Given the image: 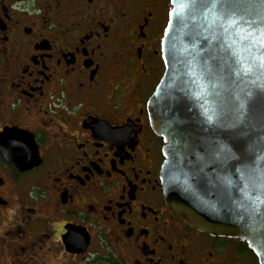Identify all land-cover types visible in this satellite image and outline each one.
<instances>
[{
    "label": "flooded vegetation",
    "instance_id": "flooded-vegetation-1",
    "mask_svg": "<svg viewBox=\"0 0 264 264\" xmlns=\"http://www.w3.org/2000/svg\"><path fill=\"white\" fill-rule=\"evenodd\" d=\"M172 9L0 0V264H259L165 197L148 103Z\"/></svg>",
    "mask_w": 264,
    "mask_h": 264
},
{
    "label": "water",
    "instance_id": "water-1",
    "mask_svg": "<svg viewBox=\"0 0 264 264\" xmlns=\"http://www.w3.org/2000/svg\"><path fill=\"white\" fill-rule=\"evenodd\" d=\"M226 2L248 23L221 27L213 0H173L148 110L172 209L200 232L245 242L264 264V0ZM87 245L81 236L69 250Z\"/></svg>",
    "mask_w": 264,
    "mask_h": 264
},
{
    "label": "snow or ice",
    "instance_id": "snow-or-ice-1",
    "mask_svg": "<svg viewBox=\"0 0 264 264\" xmlns=\"http://www.w3.org/2000/svg\"><path fill=\"white\" fill-rule=\"evenodd\" d=\"M213 4L217 9V14L221 20V27L224 26V23H237V19L242 22L248 23V21L244 20V16L231 4L227 3L226 0H213ZM249 27L256 28L254 22L249 24ZM243 71V70H242ZM217 113L215 110L211 112V114L206 115V120L208 123H212L213 120L217 117ZM222 151H234L233 146L229 145L221 149Z\"/></svg>",
    "mask_w": 264,
    "mask_h": 264
}]
</instances>
